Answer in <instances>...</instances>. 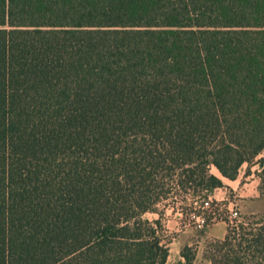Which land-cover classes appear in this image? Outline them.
Returning <instances> with one entry per match:
<instances>
[{"label":"trees","instance_id":"1","mask_svg":"<svg viewBox=\"0 0 264 264\" xmlns=\"http://www.w3.org/2000/svg\"><path fill=\"white\" fill-rule=\"evenodd\" d=\"M263 151L264 0H0V264H164L144 214ZM260 223L211 263L264 264Z\"/></svg>","mask_w":264,"mask_h":264},{"label":"rangeland","instance_id":"2","mask_svg":"<svg viewBox=\"0 0 264 264\" xmlns=\"http://www.w3.org/2000/svg\"><path fill=\"white\" fill-rule=\"evenodd\" d=\"M262 156L264 151L251 162H244L234 179L223 177L217 168L211 165L208 172L219 177L222 186L208 192L200 190L196 193H170L157 204L160 213L144 214L148 219H161L160 234L168 243V256L164 264L178 261L184 246L192 248L193 264H212L210 257L217 256L219 251H225L224 248L217 247L216 241L224 237L217 238L212 235L213 225L224 226L226 233L229 230L235 238L238 236L234 228L240 224L245 226V229L238 231L240 234H247L252 227L260 226V218L264 214V187L260 183L256 160ZM207 199L210 200L209 205L202 206ZM235 211L237 214H234ZM200 216L206 219L204 227L198 226L201 224ZM250 220L258 223L250 227L247 224ZM184 240L191 241V245H183Z\"/></svg>","mask_w":264,"mask_h":264},{"label":"crops","instance_id":"3","mask_svg":"<svg viewBox=\"0 0 264 264\" xmlns=\"http://www.w3.org/2000/svg\"><path fill=\"white\" fill-rule=\"evenodd\" d=\"M212 235L217 238H223L226 235V228L224 226H212L211 228ZM182 237V236H181ZM183 245H191V241L184 240ZM178 259L181 260V255L178 256Z\"/></svg>","mask_w":264,"mask_h":264},{"label":"built area","instance_id":"4","mask_svg":"<svg viewBox=\"0 0 264 264\" xmlns=\"http://www.w3.org/2000/svg\"><path fill=\"white\" fill-rule=\"evenodd\" d=\"M210 203V200L207 199L203 202V205L202 206H208ZM234 214H237V212L235 211ZM201 221V224H198V226H201V227H204L206 225V219L203 217V216H200V219Z\"/></svg>","mask_w":264,"mask_h":264}]
</instances>
